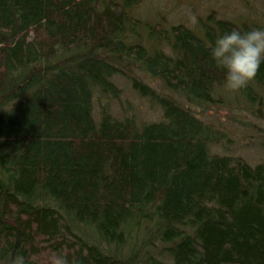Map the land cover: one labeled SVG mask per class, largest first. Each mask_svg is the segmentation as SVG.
<instances>
[{"label":"trees","instance_id":"trees-1","mask_svg":"<svg viewBox=\"0 0 264 264\" xmlns=\"http://www.w3.org/2000/svg\"><path fill=\"white\" fill-rule=\"evenodd\" d=\"M139 2L0 0V264H264V63L233 92L210 54L263 26Z\"/></svg>","mask_w":264,"mask_h":264},{"label":"rangeland","instance_id":"rangeland-1","mask_svg":"<svg viewBox=\"0 0 264 264\" xmlns=\"http://www.w3.org/2000/svg\"><path fill=\"white\" fill-rule=\"evenodd\" d=\"M142 18L149 21H182L193 25L198 19H205L206 15L213 13L215 17L229 18L234 21H247L261 24L264 27V0H140L137 11ZM124 86L123 98H127L138 116L143 119L155 117L157 110L155 106L139 98L134 94L127 83L121 82ZM116 111L117 109L114 108ZM214 110V109H213ZM219 115H223L225 110L215 108ZM210 109L204 111V115L209 121ZM200 112V111H199ZM231 125V132L239 138L241 153L250 161H257L262 155L261 150L251 140L249 130L238 125L237 122H228ZM248 142V143H247Z\"/></svg>","mask_w":264,"mask_h":264},{"label":"clouds","instance_id":"clouds-1","mask_svg":"<svg viewBox=\"0 0 264 264\" xmlns=\"http://www.w3.org/2000/svg\"><path fill=\"white\" fill-rule=\"evenodd\" d=\"M211 56L216 65L225 69L224 86L233 92L245 87L264 63V27L241 31L232 28L216 36L211 44ZM10 264H29L22 252H17ZM51 264H69L62 252L51 257Z\"/></svg>","mask_w":264,"mask_h":264}]
</instances>
